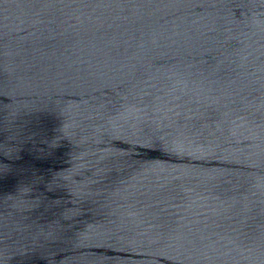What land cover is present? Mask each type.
Wrapping results in <instances>:
<instances>
[{
	"label": "water",
	"instance_id": "water-1",
	"mask_svg": "<svg viewBox=\"0 0 264 264\" xmlns=\"http://www.w3.org/2000/svg\"><path fill=\"white\" fill-rule=\"evenodd\" d=\"M0 264H264V0H0Z\"/></svg>",
	"mask_w": 264,
	"mask_h": 264
}]
</instances>
